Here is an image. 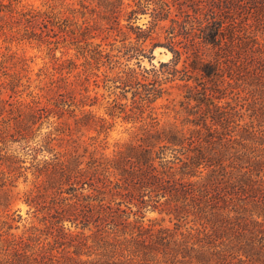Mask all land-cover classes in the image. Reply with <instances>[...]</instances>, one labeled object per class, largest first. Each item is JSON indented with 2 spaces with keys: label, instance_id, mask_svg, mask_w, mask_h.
Here are the masks:
<instances>
[{
  "label": "trees",
  "instance_id": "16d2710c",
  "mask_svg": "<svg viewBox=\"0 0 264 264\" xmlns=\"http://www.w3.org/2000/svg\"><path fill=\"white\" fill-rule=\"evenodd\" d=\"M132 3L126 13L124 0H79L89 10L84 13L63 0L38 7L0 0L2 23L20 26L48 54L60 53L46 85L37 74L46 105L39 93L20 101L31 84L22 76L26 65L0 53V97L12 98L9 108L0 98V209L10 205L20 175L32 179L22 196L29 219L21 233H9L19 229L14 223L22 219L12 217L18 211L0 218V264H264V0ZM150 6L154 22L139 30L137 43L150 37L155 22L168 21L164 48L173 62L140 75L125 69L118 80L105 73L102 87L115 96L113 104L129 93L130 121L144 115L145 122L109 158L95 138H73L67 123L47 121L68 112L76 127L98 124L93 130L105 131L107 122L86 110L98 99L90 96V80L101 60L108 66L118 61L95 40L113 23L119 26L122 13L137 16ZM77 14L83 23L72 18ZM126 28L116 29L122 38ZM184 54L189 60L179 72ZM143 59L138 56L137 68ZM184 76L178 87L193 105L180 104L183 119L176 112L174 122H161L150 105L169 95L163 85ZM126 109L121 105L120 114ZM44 123L51 132L41 137ZM20 157L28 167L19 166L26 163ZM151 213L162 216L161 223L146 222ZM165 218L173 227L163 225Z\"/></svg>",
  "mask_w": 264,
  "mask_h": 264
},
{
  "label": "rangeland",
  "instance_id": "374dc122",
  "mask_svg": "<svg viewBox=\"0 0 264 264\" xmlns=\"http://www.w3.org/2000/svg\"><path fill=\"white\" fill-rule=\"evenodd\" d=\"M21 4L23 5H33L35 7H38L42 5V2L44 0H20ZM62 1V0H61ZM79 0H63L64 4L74 6L73 8L77 9L78 12H84L87 13V10H82L78 6ZM132 1L134 0H124V5L126 7V13L132 10ZM90 5L91 4H86ZM152 9L153 6H150L148 8H144L141 11V14H138L137 16H128L127 14H121L120 16V24L119 26H115V24H112V29L110 33L106 37L105 33H98V37L95 40V42H101L102 44V50L105 51V53L109 52V55L115 56L114 59L111 60V62L116 63L118 61V65H111L108 66L106 64L105 60H101L100 69L99 70H93L96 75L95 77H91L90 80V96L93 97L95 94L98 96L97 101L93 100L94 102H88V107H86L87 111L92 112V116H94L95 119H103L105 122V131L101 132L100 134L93 130V128H96L98 130L99 125L97 124L96 127H93L91 130L84 127H76L74 124L73 119H69L67 121L68 112H64V117H57L58 115L53 116L54 118L49 119L47 122H55L56 124L60 123H67L70 127L71 134L73 138H80L81 140H84L85 142H89L88 139L93 137L96 139V145L101 146V152H103L107 157H111L113 152L117 149L118 145H121L124 142H127V140L130 137V134L135 131L134 127H138L145 122H142V119L144 118V115L141 116H134L131 119L129 118L128 111L129 108L132 106L131 102V96L129 93L126 95L125 98L119 99L116 101L115 104H113V101L115 98L114 95L110 92H105L103 86L105 73L113 80L120 79V76L122 75V70H125V73L131 70L136 69L138 71V74H141L142 69H151V67H155L156 69L159 68L160 64L162 63H170L172 61V54L164 48L166 42L165 39L167 38V22H155L156 29L153 30V33L150 35L148 39H146L142 44L137 43L136 34L141 31H147L150 27L153 21L152 16ZM73 19H76L78 23H83V17L77 15H72ZM3 29L0 32V53L10 54L13 56L15 62H21L20 67L23 65H26L27 73L23 72L22 76H25L27 78H30L31 84L29 85V88L27 90H23L21 92V96H23L20 101L29 102L32 101V96L37 95L38 93L41 95V93L38 90L37 84V74H39V78L42 82H40L41 86L46 85L48 78L50 76L52 77V74L54 73L55 69V58L60 57L59 51H54L53 55L48 54L46 51V46H39L37 42L28 40L22 33L21 27H14L13 29H10L5 23H2L0 21ZM105 25V24H104ZM103 25V26H104ZM125 28V31L127 29L130 30V32H127L125 38H122V36H119L117 30L115 29ZM48 28H51V26H48ZM107 28V25L105 26ZM56 30V29H55ZM21 31V32H20ZM260 42L262 43V40L260 38ZM133 45L136 46V51H131L129 48H132ZM74 52L71 50L69 51V57H72ZM144 55L145 59L141 60V66L140 68H137L136 60L138 56ZM129 57V58H128ZM129 59V61H126ZM189 60L187 58V55H182L181 61L177 64L175 69L179 72H185L183 71V67L188 63ZM183 61V62H182ZM82 59L77 60V64L80 67L79 72H84L85 68H82ZM263 66V63H262ZM111 68L112 70H110ZM188 67L186 66V69ZM76 74L77 72L73 71ZM196 73V72H195ZM195 73H192L191 75H196ZM127 74L124 75L123 80H129L131 81V78L127 77ZM199 74V73H198ZM197 74V75H198ZM98 76V78L96 77ZM183 76L182 73L176 74V78L181 79ZM185 77L184 81L176 80L172 83H167L166 85H163L165 89L169 90L168 96H163L162 98L158 99L156 102L150 105L151 110H154V114L158 117V120L161 122H174V118L176 117L174 113L178 112L179 115L184 118V114L180 111L181 106L183 102V107L185 105L192 106L193 103L187 104L185 99H183V96L186 94L185 88H180L178 86H181L183 83H185ZM195 78V77H192ZM39 79V80H40ZM97 81L95 84L94 81ZM193 79L188 82L189 85L193 84ZM46 83V84H45ZM95 86H98V89L95 88ZM167 90V91H168ZM119 91H117L118 93ZM115 94V93H113ZM1 99H4L7 108H9V104L12 103V98L9 94H3L0 97ZM47 97L44 95V93L39 98L40 102L42 104L46 105L45 99ZM92 100V99H91ZM92 104L90 107L89 105ZM94 104V105H93ZM114 105L113 113L111 114V117L107 114V109L109 110L110 107ZM122 105L123 108H127L125 112L121 115L119 107ZM168 108V109H164ZM51 109V108H50ZM66 108H62L60 110H63ZM59 110V111H60ZM148 111V112H149ZM56 111H53L55 113ZM146 112V113H148ZM163 112H166V115L163 116ZM181 117L178 116V120H181ZM258 119V117L256 118ZM179 121H177L178 123ZM50 128L47 125V123L41 127L38 134L41 137H45L48 133H50ZM91 142V143H93ZM100 150V149H99ZM11 154V153H7ZM46 158L45 155H39L38 158ZM21 159H24L26 163H23L19 165L22 168H26L29 166V160L27 157H20ZM27 159V160H26ZM22 171V170H20ZM23 174H25L22 171ZM19 175V174H18ZM28 182H25V175H20V178L16 181L15 187L12 189L11 192V203L8 206L7 209H0L2 211V214H0V218L2 216H5V214L12 216L14 214V211H18L16 214H14L12 217H15V221L17 222L19 220L18 216L22 219L19 223H14V226H19V229H13L9 231V233L12 234H20L22 225L25 223L26 220L29 219V215H27L28 207L22 203V196L23 192L28 190L30 188V182H31V176L29 173L26 175ZM8 210V212H7ZM163 219L162 216L151 213L148 214L146 217V222L150 221H156L161 223L160 221ZM164 226H170L173 227V224L169 222L168 218H165L164 222H162ZM72 229V228H71ZM73 230V229H72ZM194 264L196 262L194 261Z\"/></svg>",
  "mask_w": 264,
  "mask_h": 264
}]
</instances>
